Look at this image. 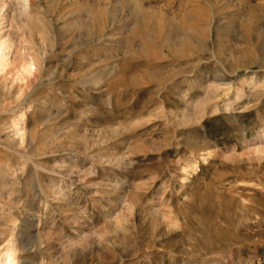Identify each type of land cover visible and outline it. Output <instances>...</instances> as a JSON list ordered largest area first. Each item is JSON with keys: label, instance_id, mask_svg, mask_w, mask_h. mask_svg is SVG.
<instances>
[{"label": "rangeland", "instance_id": "374dc122", "mask_svg": "<svg viewBox=\"0 0 264 264\" xmlns=\"http://www.w3.org/2000/svg\"><path fill=\"white\" fill-rule=\"evenodd\" d=\"M0 4V260L264 264V0Z\"/></svg>", "mask_w": 264, "mask_h": 264}, {"label": "bare ground", "instance_id": "6f19581e", "mask_svg": "<svg viewBox=\"0 0 264 264\" xmlns=\"http://www.w3.org/2000/svg\"><path fill=\"white\" fill-rule=\"evenodd\" d=\"M23 0H17V3L20 4L22 3ZM27 2V0H25ZM31 1V0H29ZM3 3V2H2ZM1 5V4H0ZM3 6H1V9L6 5V4H2ZM142 8V7H141ZM14 10L13 7H10V11L11 10ZM16 9V8H15ZM24 9H26V3L24 5ZM138 11H140L139 8H137ZM136 9V10H137ZM21 10V9H20ZM146 10V9H145ZM105 11V10H104ZM137 11V12H138ZM3 12V10H2ZM0 12V13H2ZM104 13V12H103ZM141 13V12H140ZM2 15V14H1ZM104 15V14H103ZM5 17V16H4ZM8 20V19H7ZM106 20V19H105ZM104 20V21H105ZM114 20V19H113ZM10 21V20H9ZM111 24H113V21L111 22ZM12 41L9 40V38L5 37L3 38L2 35H0V56L2 58H5L7 57V55L9 54L10 50H11V47H12ZM19 50V48H18ZM19 54V53H18ZM29 55L31 56L30 57V62H29V68H33L34 67V64H35V60H34V57H33V53L32 52H29ZM36 67V66H35ZM35 69V68H34ZM10 250V249H9ZM13 249H11L10 251H12ZM10 251H6L4 254H3V257L2 259L0 260V264H17V260H16V257L15 255L10 252Z\"/></svg>", "mask_w": 264, "mask_h": 264}]
</instances>
